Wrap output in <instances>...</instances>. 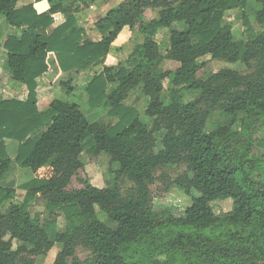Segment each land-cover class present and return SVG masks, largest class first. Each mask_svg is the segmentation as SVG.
<instances>
[{
  "label": "trees",
  "instance_id": "obj_1",
  "mask_svg": "<svg viewBox=\"0 0 264 264\" xmlns=\"http://www.w3.org/2000/svg\"><path fill=\"white\" fill-rule=\"evenodd\" d=\"M18 1L0 0V15L15 27L3 43L6 65L27 94L25 100L0 96V264H36L57 243L53 264H264V154L255 150L253 130L254 119L264 120V0L253 10L260 30L245 14L248 0H124L92 20L98 40L87 37L79 18L96 0H48L43 12ZM147 9H158V17L145 20ZM236 10L244 12L246 38L236 39L225 21ZM164 29L165 54L157 41ZM137 35L142 41L128 66H104L79 85L60 81L68 94L86 93L91 107H107L117 123L92 121L78 103L57 98L39 108L37 79L50 69V54L63 72H86L104 63L116 42ZM165 59L179 66L163 71ZM208 60L241 62L247 70L224 67L200 78ZM138 86L151 126L125 104ZM188 91L198 95L185 102ZM216 111L229 119L207 131ZM5 139L18 142L14 159ZM86 150L108 154L117 164L111 172L134 187L123 195L113 180L100 186L86 179L70 188ZM14 162L33 174L20 202L3 181ZM176 164L186 170L170 178L166 190L191 195V204L158 213L155 173ZM36 197L51 213L64 212L63 230L30 212ZM228 198L233 209L217 216L211 203ZM102 212L114 226L100 219ZM79 246L90 251L87 258L78 256Z\"/></svg>",
  "mask_w": 264,
  "mask_h": 264
},
{
  "label": "rangeland",
  "instance_id": "obj_2",
  "mask_svg": "<svg viewBox=\"0 0 264 264\" xmlns=\"http://www.w3.org/2000/svg\"><path fill=\"white\" fill-rule=\"evenodd\" d=\"M124 0H96L93 4L92 11L90 13H85L84 16L80 17L81 24L86 28V35L90 39L99 38L100 34L95 31L94 23L87 25V19L95 20L101 15L105 14L109 9L115 7L120 2ZM259 6V4H258ZM257 7L256 0H248V7L245 10V14L249 17L251 24L255 30H260L261 26L256 23L254 20L253 10ZM86 11V10H85ZM158 9H147L144 12V19L149 21L153 18L158 17ZM62 17H59L57 21H61ZM226 22H229L232 25V31L236 39L246 38L247 37V26L244 24V12L242 10L231 11L227 14L225 18ZM175 28H184L186 25L184 23H175L173 25ZM8 27H13L10 25L3 15H0V43L6 36V29ZM99 35V36H98ZM169 38V29H164L157 36V41L160 45V50L163 54L167 51V42ZM142 41V37L139 35L134 36L132 40L126 42H116L108 54L104 63L94 66L92 69L86 72L76 73L75 71L63 72L60 71L56 76L52 77L54 83L52 84L49 93L46 99V104L50 103L53 99H63L70 102H76L79 104L80 108L83 110L88 119L92 121H98L102 124L113 125L119 120L117 117H111L108 115V108L104 105L98 107H91L88 101V96L86 93L80 94H68L66 90L61 86V80L71 79L73 84L77 85L81 81H84L87 75L94 73L95 71H100L104 66H112L113 70H117L121 66H128V58L133 50L134 46ZM52 55L49 56V62L52 59ZM2 70H6V67L3 66V63H0ZM179 66V62L165 59L160 68L163 71L174 70ZM224 67L233 68L239 71H246L247 67L245 64L238 63H229L222 60H208L205 67L198 73L200 78H205L213 72H216ZM2 74H5L4 78L6 80L8 73L7 71H2ZM82 77V78H81ZM16 82V80L14 81ZM116 84H111L110 87H114ZM166 94V91L164 92ZM198 95L196 91H188L184 95V101L193 100ZM127 106L135 107L139 112V117L151 126L152 118L145 113L147 108L148 101L147 97L143 94L142 87L138 86L133 89L125 101ZM46 108V107H44ZM43 108V109H44ZM229 117L225 115L222 111H216L212 114L207 123V131H212L219 124L227 121ZM254 132L257 139L255 150L259 155L264 154V120L254 119ZM161 134H158V144L161 143ZM8 144V153L14 159L17 154L18 142L14 139H7ZM16 146V149H15ZM82 159L85 163L84 167L78 171L74 176L70 188H79L83 186V182L86 179H91L93 183L103 186L107 179L113 180L120 187L122 194L126 195L127 192L134 187V184L129 181L124 176H117L112 173V170L117 169V164L112 163L111 158L108 154L102 153L98 156L92 155L89 150H86L82 154ZM186 170V165L176 164V165H167L159 168L155 173V183L151 186L153 194V204L154 210L156 212H162L164 210L171 209L173 212H180L184 210L187 206L191 204L192 197L187 193H181L178 189L171 188L166 190L167 184L170 178H173L176 175L182 174ZM33 177L32 172L28 168H21L15 162L12 164L8 170L5 178L4 184L7 186L14 187L16 189L15 201L20 202L25 198L26 190L23 187L31 178ZM197 191H193V194H197ZM212 208L217 216H223L233 209V200L228 199H218L211 203ZM30 212L32 214H39L42 222L56 220L58 223V229L63 230L65 227V214L62 210L56 209L55 213H51L46 206V201L43 197H36V199L30 205ZM100 219L107 222L109 225L114 226L108 220L107 215L102 212L99 214ZM61 250V244H55L53 249L49 251L44 256L36 257V264H53L58 252ZM78 256L82 259L87 258L90 255V251L83 246L77 248ZM164 260V257H161ZM264 263V260L262 261Z\"/></svg>",
  "mask_w": 264,
  "mask_h": 264
},
{
  "label": "crops",
  "instance_id": "obj_3",
  "mask_svg": "<svg viewBox=\"0 0 264 264\" xmlns=\"http://www.w3.org/2000/svg\"><path fill=\"white\" fill-rule=\"evenodd\" d=\"M29 3H34V6L38 10V12H43V11L47 10L50 6L48 0H42L39 2H35V0H19L18 1V7H21V6H23L25 4H29ZM92 8L93 7H90L86 11L79 14L80 17L84 16L85 13H87V14L90 13V11H92ZM91 19L90 18L87 19V25L92 23ZM14 30H15V27H8L6 29V36L2 40V42L0 43V63L2 62L3 66L6 67V70H4V69L2 70V67H1L2 65L0 64L1 65L0 66V96L4 97V98L17 97L21 100H25L27 98L25 85L22 84L21 82H18V81L14 82L15 80L11 78V74L8 70L7 65H6L7 51L3 47L4 41L6 40V38L10 34H12L14 32ZM100 38H101V35L99 36V38L94 39V40H98ZM52 56L53 57L50 60V69L37 79V81H38V88H37L38 106L40 109H43L44 107H47L49 105V103L46 104L45 101H46L47 97H50L48 95L51 92L50 88H51L52 84L54 83L52 77L56 76L57 73L62 71L58 65V62L55 58V55H52ZM2 71H7V73H8L6 80L4 78L5 74L1 73ZM68 72H70V71H68ZM81 82H83V81H81ZM79 84H77V85H79ZM73 85H75V84H73ZM61 100H63V99H61ZM65 101H68V100H65ZM5 141L7 144V142H8L7 139H5ZM7 149H8V144H7ZM15 149H16V146H15ZM17 153H18V149H17ZM16 156H17V154H16Z\"/></svg>",
  "mask_w": 264,
  "mask_h": 264
}]
</instances>
